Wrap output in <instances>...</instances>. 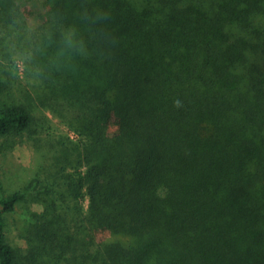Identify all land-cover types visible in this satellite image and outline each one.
Returning <instances> with one entry per match:
<instances>
[{
    "label": "trees",
    "instance_id": "16d2710c",
    "mask_svg": "<svg viewBox=\"0 0 264 264\" xmlns=\"http://www.w3.org/2000/svg\"><path fill=\"white\" fill-rule=\"evenodd\" d=\"M32 15L0 0L2 40ZM38 18L87 54L37 57L31 91L0 77V137L49 109L76 140L39 143L38 186L0 195V264H264V0H44ZM40 195L12 245L6 215Z\"/></svg>",
    "mask_w": 264,
    "mask_h": 264
},
{
    "label": "rangeland",
    "instance_id": "374dc122",
    "mask_svg": "<svg viewBox=\"0 0 264 264\" xmlns=\"http://www.w3.org/2000/svg\"><path fill=\"white\" fill-rule=\"evenodd\" d=\"M20 4H25L33 10V15L28 17L29 21L39 25L38 14L41 12V4L44 0H17ZM3 36L0 37V45H3ZM0 52H3V48L0 47ZM30 68H28L23 77L13 75L5 66L3 62H0V77L3 81L13 80L16 84H21L22 88H26L29 91L36 84L35 80L31 79ZM9 86V87H8ZM4 89H0V96L7 97L9 93L15 91L14 85L3 84L1 86ZM9 92V93H8ZM37 123L28 132L22 134H16L9 137H0V181L3 184L5 191H0V195L4 196L9 192L21 189L28 184L31 187L35 184L38 186L37 179L40 176L35 175L39 171L41 165V154L44 153V149H37L39 143L42 148L48 145L54 144V148H60L59 142L66 138L76 140L74 132L69 130V127L62 121L61 118L57 117L49 109H40L36 112ZM43 130H45L43 132ZM31 132H39L37 138L41 137V142H35V138H29ZM45 164V163H44ZM40 180V179H39ZM36 181V183H35ZM41 181V180H40ZM36 185L34 186V188ZM33 198V197H32ZM30 197L27 202L20 205L15 213L6 215V226L5 231L8 241L19 248L25 247V236H27V227L29 224L24 223V209L30 212H42L44 210V196L40 195V199L33 201ZM46 200V198H45ZM49 202V201H47ZM87 201L84 206L87 207ZM26 224V225H25Z\"/></svg>",
    "mask_w": 264,
    "mask_h": 264
},
{
    "label": "clouds",
    "instance_id": "9594fccd",
    "mask_svg": "<svg viewBox=\"0 0 264 264\" xmlns=\"http://www.w3.org/2000/svg\"><path fill=\"white\" fill-rule=\"evenodd\" d=\"M102 17H98L100 19ZM85 22L89 21L87 13L84 14ZM38 26L29 21L28 27L21 30H14L11 36L4 39L3 52H0V62L13 74L23 77L30 65H35V75L39 76L44 71V65L37 60V57H47L52 65L57 67L62 62L71 61L76 56L87 54L85 40L79 29L73 25L60 31L58 40L53 39L51 32L45 35L36 34ZM56 45L55 51L48 52V49ZM177 107L182 106L176 100Z\"/></svg>",
    "mask_w": 264,
    "mask_h": 264
}]
</instances>
